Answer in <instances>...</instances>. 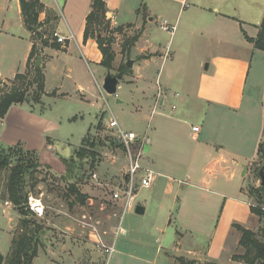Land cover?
<instances>
[{
	"label": "crops",
	"instance_id": "crops-1",
	"mask_svg": "<svg viewBox=\"0 0 264 264\" xmlns=\"http://www.w3.org/2000/svg\"><path fill=\"white\" fill-rule=\"evenodd\" d=\"M39 1L45 6V11L39 19L43 24L42 28L53 25V32L68 40L64 44H59L53 35L49 46L42 49L40 66L45 75V94L40 103L13 106L5 118L0 119V151L20 146L25 151L36 153L41 164L54 169L57 163L74 156L75 150L82 147L90 130L79 147L77 144L81 137L75 138L72 128L63 130V118L58 119L51 112L42 111L46 104L45 100L58 101L78 97L82 101L92 102L91 98L95 95L92 82L75 71L80 70L78 68L82 64L92 74L90 60L98 67L101 66L103 56L96 41L84 40L87 17L92 11L93 0H61L63 6L57 0H52L54 4L50 0ZM104 2L107 19L112 24L126 28L129 32L135 29L142 33L140 41L133 46L134 53L143 60L134 66L132 85L141 93L143 102L153 103L150 119L157 113V109L167 104L170 96L190 102L193 108L205 114L214 109H219L222 113L225 111L237 113L243 108L251 63L257 54H264L263 51L256 50L254 44L249 41L259 35L264 20V0H104ZM12 4L15 5L17 21L23 31L22 36L19 35L18 38H26L28 48L22 72L12 70L11 74H6L0 64V85L8 80H14L17 75L27 71V63L33 48L32 33L24 24L20 0H0V14L7 17V13L14 10ZM66 8L71 12L73 8L78 9L77 13L81 19L77 34H74L69 23L65 21L70 36L62 23L64 17L62 11ZM48 18L50 21L45 24ZM77 19L76 17L74 21ZM7 21L11 22L5 18L1 28H5ZM165 23L170 31L162 29ZM157 30L168 35L166 42L161 43L158 40ZM148 79L151 82L147 81ZM172 107L173 111L177 110ZM78 119V115L67 116V121L71 125ZM169 120L173 127L175 123L182 121L176 117H170ZM185 123L189 127V137L196 143L188 159L164 157L160 138L165 131L161 128V121L154 138L146 137L144 145V157L154 152L156 162L152 159L153 169H150L159 174L154 187L159 178L165 179L163 196L169 199L175 184H178L179 188L192 186L197 190L194 202L201 205L200 209L194 207L192 229L195 230L185 228L184 232H180L178 241L180 249L176 250V256L174 255L176 258L173 260L176 263L180 258L186 262L190 259L189 262L198 264L206 261L228 264L231 262L229 256L233 251L232 246L234 245L235 250L238 245L237 241L231 245L233 226L240 225L250 229L257 222V216L253 214L252 205L243 191L246 185L239 182V179L245 181V177L251 173L250 167L259 157V146L256 158L249 162L247 167L241 165L239 168V161L234 158L236 154L225 145L219 144L217 138L214 140L202 138L201 124L190 125L187 121ZM194 127H199V133L193 132ZM63 134L66 135L64 139ZM67 135L76 139L78 143H72ZM61 138L73 148L69 158L63 157L56 148ZM262 142L263 139L260 140V144ZM158 166L159 168H156ZM166 167L185 168V180L161 172L160 169ZM176 195L170 204L163 198L156 205L166 218L172 216L171 213L177 206ZM147 203L146 199L139 204L145 207V214L148 212ZM178 211H183L182 206ZM194 232H208L209 238L205 245H199V237ZM66 234L73 236L75 233ZM79 241L81 243H77L76 246L74 244L71 246L68 242L65 244L62 253L65 261L69 264L97 263L95 256H92L93 251L91 252L89 248L91 244ZM52 249L51 247L49 260L53 264H59L57 258L61 253Z\"/></svg>",
	"mask_w": 264,
	"mask_h": 264
},
{
	"label": "rangeland",
	"instance_id": "rangeland-1",
	"mask_svg": "<svg viewBox=\"0 0 264 264\" xmlns=\"http://www.w3.org/2000/svg\"><path fill=\"white\" fill-rule=\"evenodd\" d=\"M50 2L54 4L52 0ZM57 2L63 6L61 0H57ZM12 5L14 10H10L7 17L0 14V31H2L0 33V64L2 71L6 74H11L12 70L22 72L28 48V40L25 37V39L18 38L19 35L22 36L23 31L17 21L18 16L15 5ZM77 10L73 8L71 12L66 8L62 11L64 14V17H62L63 25L67 21L74 34H77L81 22ZM76 17L78 19L74 21ZM5 18L11 22L8 23L7 21L3 29L1 23ZM53 19L55 18L53 17ZM7 28L8 30L5 31ZM64 28L70 36L71 33L66 25ZM53 29V25L42 28L35 37L37 41L34 43H36L37 48L43 49L38 37L51 38L54 35ZM99 29L102 31L103 37L110 39L112 42L111 48L115 55L111 70L112 75L123 72L124 78L119 84L117 95H108L103 90V82L108 70L101 66L97 67L90 60L92 74L82 64L78 68L80 70L75 72L76 74L81 73V76L92 82L95 94L91 98L92 102L82 101L78 97L59 99L58 101L45 100L46 104L42 111L51 112L58 119L63 118V130L72 128L74 130L73 136L75 138L81 137L78 143L76 139H72L70 135H67L72 143H78L77 145L80 147L86 133L90 131L86 137V142L80 147L85 149L84 152L80 151L78 153L80 158H77L74 152V157L57 163L54 169L51 166L41 164V162L34 164L35 160L32 159V156L22 155L23 159H26L25 162L31 167L25 177L24 193L28 196L33 195L43 201L46 207V214L43 219L34 217L27 208L25 210L27 216L25 217L22 215L21 210L15 208L12 203L2 200L8 194L7 183L10 171L0 172V255L4 258L3 264H7L13 240L21 234L23 221L27 217L37 221L43 229L40 234L38 256L32 264H53L48 257L51 247L55 252L61 253L57 258L59 264H69L65 261L64 254H62L65 244L68 242L69 245L73 246L74 244L76 246L77 243H81L79 240L91 244L89 248L91 252L93 251L92 256H95L97 262L95 264H181L179 263L180 258H178L177 263L173 260L176 258V250L180 249V245H178L179 234L186 229L195 230L192 229L194 225V207L200 209L201 206L196 205L194 202L197 190L189 185L179 188L178 184H175L169 199L163 196L165 194L163 186L165 179L163 178H159L158 183L151 190L138 191L135 207L147 199L148 212L140 216L135 214L134 209L124 216L122 226L127 234L119 236L115 244V253L110 258L100 251L96 239L90 237L93 230L90 226H95L103 240L111 244L118 225L116 215H119L122 209V203L114 200V193L119 186L125 185L129 164L120 141L114 136V131L109 128L113 118L118 121L120 127L124 130L135 132L141 136L146 135L149 139L154 138V133L159 126V121H161V128L165 131V134L160 140L166 158L179 157L180 160H184L191 156L196 143L189 137V127L185 121L190 125L201 124L203 126L202 138H212V140L217 138L219 144L225 145L228 150L233 151L236 154L234 158L239 161V168L241 165L247 167L249 162L256 158L258 144H260L261 139L264 142V54L259 53L253 58L243 108L239 112L225 111L222 113L221 110L214 109L205 114L193 108L190 102L181 101L182 98L176 99L170 96L167 104L157 109V113L150 119L153 103L143 102L141 93L132 85L134 66L143 60L133 50V46L141 39V31L132 29L129 32L126 28H122L116 32V25L112 24L107 16L102 22L101 28H95V30ZM157 31L158 40L161 43L166 42L168 35L161 30ZM92 40L96 41V37ZM129 60L134 61L132 69L127 66ZM32 66H34V62L31 63L29 70L21 74L26 77L24 89L33 84L27 93V103H36L37 101L35 99L37 97L35 96L37 90L35 81L38 80L39 76L34 72ZM36 68L42 70L41 66ZM43 76L45 77L44 74ZM14 82L15 79L1 84L0 91L12 88ZM17 84L20 85V83ZM180 93L184 94L183 91H180ZM42 97L43 95L40 97V101ZM118 101H121V103H118ZM172 106L177 110L173 111ZM69 114L79 116V119L72 125L67 121ZM170 117L180 118L182 121L175 123V127H173L169 120ZM100 126L101 129H99ZM62 137L64 139L66 135L63 134ZM56 148L65 158H69L73 150L62 138ZM6 155L12 156V165L16 161L21 162L20 158L22 156L20 153L12 151L6 153ZM153 155L154 152H152V155L143 157L142 163L145 167L153 169L151 164L152 159L155 161ZM263 166L264 154H260L256 162L250 167L251 173H249V176L245 177V181L240 178L239 182H244L246 185L243 191L252 207L254 209L261 208L264 213V199L258 200L260 195L253 192L258 189L260 194L262 193L259 174ZM156 168H159V166ZM160 170L168 176L173 178L179 176V178L185 180L186 170L183 167L175 169L166 167ZM94 175L97 177L94 178ZM73 186H76L81 193L80 195L85 197L82 201L83 204L76 200L75 196L69 197L68 190ZM175 195L177 206L174 207L171 213L172 216L166 218L160 213L156 205L163 198H166V203L170 204ZM203 195L207 196L208 194L203 193ZM181 206L184 212L178 211ZM178 213L179 216L184 217L180 218ZM170 220L172 223H170ZM263 225L264 216L262 219L257 216V222L252 225L250 230L259 233ZM70 231L75 234L73 236L67 235L66 233L71 234ZM194 234L199 237V245H205L208 241V232H194ZM240 237L241 234L234 229L231 245L235 241L238 242V245L235 250L234 245L232 246L233 251L229 256L231 262L229 261L228 264H242L232 261L235 255L244 253L239 247ZM77 239H79L78 242H71L77 241ZM182 249L184 250L185 247L183 246ZM189 261L190 259L187 262ZM217 264L220 263L217 262Z\"/></svg>",
	"mask_w": 264,
	"mask_h": 264
},
{
	"label": "trees",
	"instance_id": "trees-1",
	"mask_svg": "<svg viewBox=\"0 0 264 264\" xmlns=\"http://www.w3.org/2000/svg\"><path fill=\"white\" fill-rule=\"evenodd\" d=\"M21 12L24 24L28 31L32 33L33 48L29 56L27 63V70L31 68V63L34 62L33 70L39 76L38 80L35 81L37 84V90L35 96L36 104L40 103V97L45 94V77L42 74L40 68H36V61L42 55V49L37 48L36 36L42 29V25L39 22L40 15L45 11V6L39 0H20ZM50 15V13H49ZM107 9L104 0H93V8L89 16L87 17L86 30L84 40L85 42L89 39L96 37V42L98 44L99 50L103 56L101 66L106 68V70L111 71L113 62L115 60V55L112 52L110 39H105L102 35V31L95 30V28H101V24L106 19ZM49 19V18H48ZM45 22L47 24L50 19ZM122 27H117L116 32H118ZM96 34V36H95ZM41 42V47H48L50 44V38L45 36L38 37ZM251 43L254 44L255 49L264 52V20L260 26L259 35L256 39H249ZM121 72V70H120ZM123 73V72H121ZM26 77L24 75H17L15 77V82L12 83V88L6 89V91H0V119H4L11 107L16 105H22L27 103V93L29 88L33 85H29V88H25ZM17 83H20L17 84ZM5 87V85H3ZM101 129V126L99 127ZM87 139V138H86ZM85 139V140H86ZM84 140L83 144L86 142ZM84 148H79L75 151V156L78 157L80 151L84 152ZM12 151L20 153L24 156H32L35 163H39V156L34 152L25 151L22 147L17 146L8 149H2L0 151V172L4 170H9L10 175L8 177L7 190L8 194L2 199L5 202H10L15 208L21 210L23 216L26 215V203L28 194L24 193L25 189V177L30 171L31 167L25 162L23 156L20 158L21 162L16 161L14 165L11 163L12 156L6 155V153H11ZM264 154V142L259 145L258 156ZM15 156V155H14ZM17 157V156H15ZM74 157V156H73ZM67 161V160H66ZM75 161V160H74ZM73 162V160H72ZM33 172L31 173V175ZM262 193L264 192V187H261ZM259 196L258 200L264 199V194H260L259 190H254ZM80 191L76 186L71 187L68 190L69 197L75 196L76 200L83 204L84 196L80 195ZM258 198V196H257ZM252 212L255 216L260 219L263 218L264 213L262 209H254L252 207ZM240 234L239 247L244 251L243 254L235 255L232 261L242 264H264V225L259 233L254 232L250 229H246L240 225H234ZM42 228L38 225L37 221L32 219H27L23 221L22 232L19 234L12 243L11 254L7 259V264H32L34 259L38 256V247L40 244V234L42 233ZM181 264H196L194 262H186L184 259H180ZM204 264H217V262H207Z\"/></svg>",
	"mask_w": 264,
	"mask_h": 264
},
{
	"label": "built area",
	"instance_id": "built-area-1",
	"mask_svg": "<svg viewBox=\"0 0 264 264\" xmlns=\"http://www.w3.org/2000/svg\"><path fill=\"white\" fill-rule=\"evenodd\" d=\"M162 29L170 31L166 26V23L163 25ZM54 38L59 44H64L68 40L66 37H63L58 33H54ZM109 128L114 131V136L120 141L121 146L126 152L129 164L125 185L119 186L114 193V200L122 203V209L120 214L116 215L118 218V225L114 233V240L111 244H108L103 240L95 226H90L93 229L90 233V237L96 239V244L100 251L110 258L115 253V244L119 236L127 234L122 226L123 218L126 214L135 209V202L139 193L138 191L152 189L157 182L159 174L154 170L145 167L142 163V159L145 155L144 145L146 142V135L141 136L135 132L124 130L120 127L115 118L110 122ZM199 131V127L193 128L194 133H199ZM96 177L97 176L94 175V178ZM26 208L38 219H43L45 217L46 207L40 198L29 195Z\"/></svg>",
	"mask_w": 264,
	"mask_h": 264
},
{
	"label": "water",
	"instance_id": "water-1",
	"mask_svg": "<svg viewBox=\"0 0 264 264\" xmlns=\"http://www.w3.org/2000/svg\"><path fill=\"white\" fill-rule=\"evenodd\" d=\"M41 64V58L38 59L36 63V67H39ZM134 61L129 60L127 62L128 68H133ZM124 74L119 73L118 75H112L111 71H108L106 74V77L103 82V90L110 96H116L118 92V87L120 82L123 80ZM118 103H121V101H118ZM260 180H261V186L264 187V166L260 170ZM135 214L136 215H144L145 214V207L142 205H138L135 208ZM4 258L0 255V264H3Z\"/></svg>",
	"mask_w": 264,
	"mask_h": 264
}]
</instances>
